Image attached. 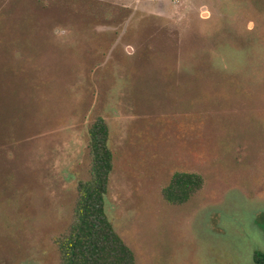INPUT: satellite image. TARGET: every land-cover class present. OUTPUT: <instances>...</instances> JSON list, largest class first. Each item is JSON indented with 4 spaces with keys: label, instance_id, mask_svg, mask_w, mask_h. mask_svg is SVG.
Here are the masks:
<instances>
[{
    "label": "rangeland",
    "instance_id": "374dc122",
    "mask_svg": "<svg viewBox=\"0 0 264 264\" xmlns=\"http://www.w3.org/2000/svg\"><path fill=\"white\" fill-rule=\"evenodd\" d=\"M99 117L137 264H255L264 0H0V264H61ZM179 172L205 184L173 206Z\"/></svg>",
    "mask_w": 264,
    "mask_h": 264
},
{
    "label": "trees",
    "instance_id": "16d2710c",
    "mask_svg": "<svg viewBox=\"0 0 264 264\" xmlns=\"http://www.w3.org/2000/svg\"><path fill=\"white\" fill-rule=\"evenodd\" d=\"M90 179L78 183V199L72 224L56 238L61 264H137L133 250L116 231L107 213V196L115 158L110 147L111 131L102 117L89 129ZM204 178L195 173L174 174L164 188L169 205L183 206L204 187ZM255 264H264V251L256 250Z\"/></svg>",
    "mask_w": 264,
    "mask_h": 264
}]
</instances>
